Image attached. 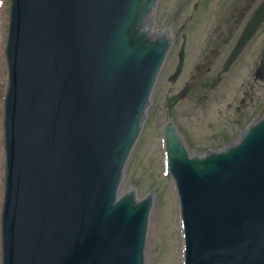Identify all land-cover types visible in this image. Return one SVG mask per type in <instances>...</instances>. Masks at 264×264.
Masks as SVG:
<instances>
[{
  "label": "water",
  "instance_id": "water-1",
  "mask_svg": "<svg viewBox=\"0 0 264 264\" xmlns=\"http://www.w3.org/2000/svg\"><path fill=\"white\" fill-rule=\"evenodd\" d=\"M156 1L12 0L4 264H145L152 200L117 191L170 47ZM166 133L186 264H264V119L192 159Z\"/></svg>",
  "mask_w": 264,
  "mask_h": 264
},
{
  "label": "rangeland",
  "instance_id": "rangeland-1",
  "mask_svg": "<svg viewBox=\"0 0 264 264\" xmlns=\"http://www.w3.org/2000/svg\"><path fill=\"white\" fill-rule=\"evenodd\" d=\"M218 1L215 0L214 4L212 2L211 7H206L205 11H200L198 15H203L204 12L209 13L205 15L206 17H204L202 23L191 18L190 22L187 23V26L190 27L189 30H191L189 35L203 33L205 37L210 28V22L215 23L214 19L218 16V13L213 14ZM232 2L239 3L240 0H229V3ZM10 4L11 0H0V148H3L4 143L3 97L8 80L5 47L8 38ZM179 4L180 0H159L156 10L158 29H162L167 25L172 16L173 21L170 26L176 34V42L181 40L180 33L185 36L182 25L186 18L195 14L191 3L181 13H176ZM189 39L191 50L198 48L196 38L190 37ZM177 49L178 45L175 46L172 57H174ZM240 75L238 78L240 82L242 80L247 82L253 78L250 70L247 69L243 70ZM167 76V70H164L158 78L153 93V103L148 112L147 123L130 156L122 185L123 192L130 186H134L139 198L144 197L149 191H152L155 196L146 244V264H182L179 198L173 190L172 179L166 175V171L162 166L165 150L163 139L166 116L169 114L174 118L181 134L187 138V145L192 154L202 153L207 149H217L227 140L225 139V133L219 132L222 130L223 124L226 123L224 112L227 104L236 94L235 89L219 87L215 91V100L212 104L208 102L203 105L200 104L199 99L203 94H206V91L201 88L200 81L195 80L191 84L190 89H188V92L192 91L191 94L187 99H183L182 95H178L182 86L170 84L167 81ZM238 84L240 83L238 82ZM251 96H254L255 99L251 104L250 111L247 112L246 122H248V117L257 106L256 103L264 99V83L260 86V89L252 91ZM237 125L239 124L233 126V130L228 137L229 140L233 139L232 133L238 131Z\"/></svg>",
  "mask_w": 264,
  "mask_h": 264
},
{
  "label": "flooded vegetation",
  "instance_id": "flooded-vegetation-1",
  "mask_svg": "<svg viewBox=\"0 0 264 264\" xmlns=\"http://www.w3.org/2000/svg\"><path fill=\"white\" fill-rule=\"evenodd\" d=\"M247 11H245L246 13ZM243 17V16H242ZM235 27H236V24H235ZM263 31H264V28H263ZM197 69L199 71H202V67L205 66L206 67V71H205V75L204 76H207L208 79L210 80H207L208 82V86H210V89H213L214 88V57L213 55L210 57L208 56L206 59H202L200 61V64H197Z\"/></svg>",
  "mask_w": 264,
  "mask_h": 264
},
{
  "label": "bare ground",
  "instance_id": "bare-ground-1",
  "mask_svg": "<svg viewBox=\"0 0 264 264\" xmlns=\"http://www.w3.org/2000/svg\"><path fill=\"white\" fill-rule=\"evenodd\" d=\"M171 33V32H170ZM174 191L176 193L175 187H174ZM183 239V237H181V240ZM182 244H183V240H182ZM182 247V246H181ZM181 255L183 256L182 250H181Z\"/></svg>",
  "mask_w": 264,
  "mask_h": 264
}]
</instances>
